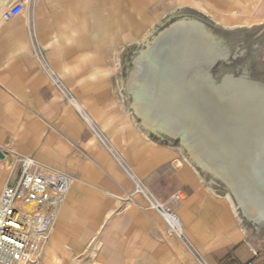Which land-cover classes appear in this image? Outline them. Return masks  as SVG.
<instances>
[{
	"label": "crops",
	"instance_id": "1",
	"mask_svg": "<svg viewBox=\"0 0 264 264\" xmlns=\"http://www.w3.org/2000/svg\"><path fill=\"white\" fill-rule=\"evenodd\" d=\"M18 1L25 12L6 21ZM222 3L228 0L204 7ZM190 6L0 0V151L74 179L53 224L50 264L82 257L92 264H264L245 243L248 228L232 199L181 147L137 125L125 95L124 70L162 18L157 10ZM134 180L162 199L183 192L173 209L184 240L167 236L160 215L141 205ZM7 185L1 175L0 197Z\"/></svg>",
	"mask_w": 264,
	"mask_h": 264
},
{
	"label": "bare ground",
	"instance_id": "2",
	"mask_svg": "<svg viewBox=\"0 0 264 264\" xmlns=\"http://www.w3.org/2000/svg\"><path fill=\"white\" fill-rule=\"evenodd\" d=\"M142 42L145 48L136 55L135 69L127 90L133 98L134 114L142 120L141 126L148 131L179 138L204 170L227 184L244 216L264 225V218L259 214L260 174L257 170L262 159L258 152L260 135L256 133V125L260 121L254 115L255 108L258 109L264 102V82L247 77L246 83L240 82L236 86L226 73L221 82L222 92L212 96L208 84L209 67L218 59H228V56L220 50L224 42L196 19L175 21L155 36L151 30ZM231 86L235 87L233 97L225 93ZM237 91L242 98L236 94ZM75 107L79 111L77 105ZM234 113L236 116L232 118ZM209 116L214 119L213 124L224 123L227 116L238 126L236 129L231 127L234 130L231 131L232 141L226 139L234 150L248 140V179L247 173L245 175L244 171L238 173L233 169L234 158L227 150L225 137L221 138L226 136L222 132L224 127H220L222 124H219V129L211 127ZM16 161L7 154L0 161V176L9 175L15 169ZM49 242L38 264L47 263L46 257L51 248Z\"/></svg>",
	"mask_w": 264,
	"mask_h": 264
},
{
	"label": "rangeland",
	"instance_id": "3",
	"mask_svg": "<svg viewBox=\"0 0 264 264\" xmlns=\"http://www.w3.org/2000/svg\"><path fill=\"white\" fill-rule=\"evenodd\" d=\"M187 5H195L193 7H185V8H164L163 10H157L162 14V18L157 21V24L154 25L153 36L158 35L162 31L168 29L171 24L175 21H180L184 19H196L204 23L207 30L215 34L219 37L224 43L222 47H220L221 52L228 56V59H218L213 62L208 71V84L210 86L211 95L217 96L218 93H221V82L223 76L227 73L230 76L231 81L237 86L242 82L246 83V78L251 77L253 80L263 81L264 82V0H228V5L222 3V8L211 9L205 8V0H185ZM253 2V8L251 7ZM166 5L167 2H164ZM219 5V4H218ZM217 22V23H216ZM221 23V24H220ZM224 25V26H223ZM168 26V27H167ZM152 38L151 35H149ZM145 48L144 43L141 41V44L138 48L134 49L131 59L129 60L128 65L124 70V80H125V95L130 101L133 102V98L127 94L128 83L131 77L133 70L135 69V59L136 55L139 54L140 49ZM241 82V83H240ZM239 83V84H238ZM243 84V83H242ZM244 86V85H243ZM235 87L231 86L225 93L233 97V92L235 93ZM221 91V92H220ZM238 95L239 92L237 91ZM242 98V94H239ZM238 97V96H237ZM132 106V104H131ZM240 107V104H239ZM238 108V106H237ZM230 109V108H228ZM233 110V109H232ZM132 116L136 120L137 125H142V120L134 114V109H131ZM237 113V112H236ZM239 114V113H238ZM254 115L256 119L260 121L259 124L256 125V133L260 135V146L258 147V152L260 153V163L262 165L257 167V170L260 174L259 178V200L260 203V216L264 218V102L260 104V107L255 108ZM236 116L235 113L232 118ZM209 122H211V127L215 129L223 128V135L221 138L224 139L228 144V151L230 152V156L234 159L232 161V166L235 172L243 174L248 177V172L250 171V165L248 164V146L245 142L239 148L235 150L233 147H230V142L233 137L231 134L234 132L232 128L236 129V124L233 121L228 120L229 118H225V122H215L213 124V118L208 117ZM228 121V122H227ZM231 123V124H229ZM213 124V125H212ZM232 127V128H231ZM238 127V126H237ZM221 129V128H220ZM232 129V130H230ZM233 131V132H231ZM156 134L163 138V141L166 143H172L184 150L187 158L204 174L208 176L209 179L216 185L221 187L222 191L229 196L235 207L237 208V212L239 216L242 218L245 224V228L247 229L246 240L249 249H253L258 252V256H264V225L257 224L253 222L254 218H249V216H244L242 209L239 206L238 200L235 198L231 189L224 183L222 180L217 178L212 173L204 170L198 162L192 156L190 150L183 145L182 141L179 138H171L168 135L156 132ZM247 138V137H246ZM249 138V137H248ZM226 139H229L226 140ZM245 139V138H244ZM251 138H249L250 140ZM246 148H244L245 146ZM244 146V147H243ZM245 149V150H244ZM241 150V151H240ZM245 153H244V152ZM248 151V152H246ZM3 152V151H1ZM226 152V151H225ZM7 155V153L3 152ZM244 153V154H243ZM227 154V153H226ZM263 154V155H261ZM247 157V158H246ZM246 158V160H245ZM243 160V161H242ZM2 161V160H0ZM246 161V162H245ZM234 162V163H233ZM236 162V163H235ZM245 162V163H244ZM236 164V165H235ZM247 164V165H246ZM260 167V168H259ZM249 168V169H248ZM241 172V173H242ZM19 170L18 165L15 166V169L9 174L6 175L9 179V184H12L15 181L16 175L18 176ZM248 179V178H247ZM139 195V194H138ZM141 196V195H139ZM262 206V207H261ZM49 250V247L47 248ZM97 250L91 252V256H96V260L99 256V252ZM90 252L86 255L88 256ZM84 258H80L77 264H92V262H87L83 260ZM54 260V258H53ZM91 260V259H90ZM51 260L47 259V264H50ZM95 264V263H94Z\"/></svg>",
	"mask_w": 264,
	"mask_h": 264
},
{
	"label": "built area",
	"instance_id": "4",
	"mask_svg": "<svg viewBox=\"0 0 264 264\" xmlns=\"http://www.w3.org/2000/svg\"><path fill=\"white\" fill-rule=\"evenodd\" d=\"M25 10L26 3L18 1L6 11L4 19L10 21ZM40 65L47 71L42 61ZM16 165L19 174L0 197V264H38L74 179L30 157L17 158ZM134 183L136 194L143 200L141 205L155 210L166 223L167 236L184 240L183 222L173 209L174 204L185 198L183 192L177 191L162 199L141 181L134 180Z\"/></svg>",
	"mask_w": 264,
	"mask_h": 264
},
{
	"label": "water",
	"instance_id": "5",
	"mask_svg": "<svg viewBox=\"0 0 264 264\" xmlns=\"http://www.w3.org/2000/svg\"><path fill=\"white\" fill-rule=\"evenodd\" d=\"M5 157H6V154L0 151V160L5 159Z\"/></svg>",
	"mask_w": 264,
	"mask_h": 264
}]
</instances>
